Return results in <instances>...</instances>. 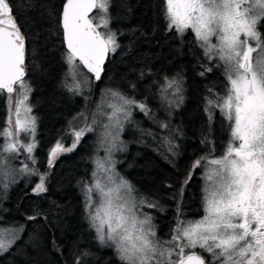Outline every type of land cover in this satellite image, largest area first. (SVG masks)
I'll use <instances>...</instances> for the list:
<instances>
[{"label": "trees", "instance_id": "trees-1", "mask_svg": "<svg viewBox=\"0 0 264 264\" xmlns=\"http://www.w3.org/2000/svg\"><path fill=\"white\" fill-rule=\"evenodd\" d=\"M64 1L8 0L26 36L24 81L31 89L29 102L36 120V146L29 154L15 141L22 157L35 171L30 184L22 180L11 181L12 184L8 179L7 187L0 184V215L7 212L10 230L23 227L19 239L0 254V264H75L77 257L81 264H122L112 247L101 245L96 239L84 210L81 188L90 180L95 135L85 134L71 152H58L52 167L49 166L51 149L58 141L71 147L75 137L70 129L89 107L82 95L65 86L68 53L59 26ZM107 12V28L116 34L118 47L104 64L100 80L95 82L87 74L91 96L117 90L144 103L150 111L159 104L166 107L171 92L160 91L164 78L177 74L182 78L183 99L176 112L178 118L171 121L180 128L175 157L156 146L152 150L137 147L134 141L129 158L136 150L143 151L146 157L130 160L135 170L132 173L122 171L123 178L138 195L156 204L151 212L156 234L163 241L181 220L200 216L204 189L200 166L231 145L233 135L227 110L210 108L208 104L209 99L217 101L225 97L228 77L220 60H210L190 30L184 36L174 29L168 30L164 0H109ZM257 31L264 41V20L258 21ZM202 65L212 71L199 75L204 71ZM16 89L12 94H0V130L8 124L10 99ZM169 134L171 137L172 133ZM139 141L146 139L141 136ZM3 142L0 134V155ZM196 160L200 166L195 168L181 196V187ZM41 175L47 190L31 195L33 184L40 182ZM38 212L42 213L39 219H28Z\"/></svg>", "mask_w": 264, "mask_h": 264}, {"label": "snow or ice", "instance_id": "snow-or-ice-1", "mask_svg": "<svg viewBox=\"0 0 264 264\" xmlns=\"http://www.w3.org/2000/svg\"><path fill=\"white\" fill-rule=\"evenodd\" d=\"M165 5L169 31L175 29L184 36L186 30L191 29L204 54L210 60L219 58L227 65L228 94L217 101L209 99L208 104H215L221 111L227 110L229 120H234L232 135L240 144L230 146L222 158L210 161L218 166L216 175L219 179L211 189H206V215L195 222L188 221L186 226L182 221L178 223L169 241L171 248L158 247L152 217L139 211L142 205L154 208L156 204L144 199L137 201L132 196V185L115 172V162L108 158L96 161L97 171L107 173L106 181L95 179L94 183L84 185V210L89 226L101 245L114 248L122 264H208L202 254L186 251L196 247L210 253L213 264L216 261L219 264H264V59L253 63L252 57L254 52L264 55V41L256 27L258 21L264 20V0H165ZM108 7L109 0H66L63 6L60 24L68 49L69 72L74 81L77 59L96 80H100L107 53L115 52L118 47L115 33L97 30L101 26L107 28V16L101 17V24H96L88 15L94 8L107 13ZM241 37L254 39L257 44L252 46L248 39ZM25 55L26 36L8 0H0V94L4 91L11 94L14 85H19L24 89L22 100H27L31 89L24 81ZM202 67L201 76L212 71L211 67ZM181 80L179 74L171 78L166 76L159 86L160 91L176 95L181 91ZM65 86L79 94V82H65ZM109 92L112 100L108 106L112 111L107 118L110 122L115 121L113 126L117 129L121 126L120 114L129 117L133 106L147 114L144 103H138L117 90ZM179 99L182 100V96ZM25 111L30 112L31 108ZM206 111L209 110L206 108ZM19 112L20 102H17L16 143H19L20 131L31 132L33 139L35 133V118L28 117L22 127ZM95 122L93 119L92 123ZM94 130L87 123L75 130L71 147L58 141L50 151L49 165L58 152L73 151L84 135ZM0 134L11 136L12 132L5 128ZM108 135L113 136V142L106 149L110 153L115 147L118 131L106 133L102 143ZM35 146V142L24 145L29 154ZM2 148L8 152L17 150L12 142ZM199 166L200 161L196 160L181 187V196ZM21 171L35 175L27 166ZM97 171L92 173L93 178L97 177ZM7 176L3 164H0V184L5 187ZM46 190L41 175L33 192L39 195ZM94 190L101 197L99 206L94 201ZM41 215L38 212L28 219L36 220ZM4 231L0 228V254L8 251L19 239L23 227L10 230L11 239L4 238ZM52 242L59 251L55 237ZM165 254L167 260L163 259ZM173 256L178 258L172 259ZM75 264H81L79 257Z\"/></svg>", "mask_w": 264, "mask_h": 264}, {"label": "rangeland", "instance_id": "rangeland-1", "mask_svg": "<svg viewBox=\"0 0 264 264\" xmlns=\"http://www.w3.org/2000/svg\"><path fill=\"white\" fill-rule=\"evenodd\" d=\"M164 5H165V0H164ZM256 11L259 12L260 10L257 9ZM165 13H166V5H165ZM105 15L108 18V12L105 13L100 8H96L94 13L90 17L94 20V23L101 24V17H104ZM167 20H168V18H167ZM257 25H258V23H257ZM257 25H256V27H257ZM98 30L101 32H108L109 31L108 28H104L103 26L99 27ZM241 38L242 39H248L249 43L252 46H255L257 44V41L254 39L247 38V37H241ZM111 52L112 51H110V53ZM66 57H65V64H66V75H67V79H68V84H73L75 82H79L80 83L79 94H77L76 92L75 93L77 95H82L85 98V100H87V102H89L88 109H85L82 112L84 115H82L79 118V120L76 121L75 124H73L72 128L70 129V134L72 133L74 135V131L79 130L80 128L84 127L86 123L91 125L95 129L92 132L86 133V134H92V135L94 134L96 137V144H95V148H94V152H93V156H92V160H91L92 169H91V174H90V180L87 182V184L94 183L95 179H99L101 182L106 181L107 173L104 171H97V165H96L97 160H104L105 158H108L111 161L115 162L114 170L121 177H123V174L126 171H130L131 173L133 171H135L134 167H132L130 164V160L136 161L138 158L146 157V155L143 151L136 150L135 153L134 152L132 153L131 158H129L128 152L130 150V145H131V142H134V141H136V142H134V144L137 147L147 148L149 150H152L153 149L152 146H156V147L160 148L161 150H163L168 155H170L171 157H175V154H176L177 148H178L177 147L178 146L177 141L179 139L178 136H180V128L177 125L173 126L171 121H173L174 117L178 118V113H176V112L180 108L179 105H180L181 99H179V97H181L182 88H181V91L178 92L176 95H172V94L169 95V99H168V102L166 103V107L159 104V106L157 105V106H155V108L152 107V109L150 111H148L147 114H145V112H142L138 107L133 106L131 108V115L129 117L124 118L123 115L120 114V125L121 126L119 129H117L116 127L113 126L115 121L113 120L110 122L107 118L108 114H110L112 111V109L109 108V106H108L109 102H111V100H112L110 92L109 91H103V92H99L98 96L97 95L91 96L90 91H89L90 90L89 78L87 76V73H85L81 69L80 65L75 61V64L78 65V68L76 70L75 81H74L72 74L69 72L70 66L67 63ZM252 57H253V63H255L257 59H264V55H261L259 52H254L252 54ZM220 62L223 65V71L227 75V65L222 60H220ZM25 83L29 87V85L26 81H25ZM229 87H230V85H229V81H228L227 92L225 94V97L228 94V88ZM16 88L17 89L15 92V95L10 99V103H12V107L10 108L11 112H10V114L8 116V120H7L8 124L5 127V128L11 129L12 135L11 136L3 135V138H4L3 146L8 144L9 142L15 143V141H16L17 132H16L15 125H16V120H17V113H16L17 102H20L19 119L21 121L22 127L26 123L28 117H34V115L32 113V109L30 112L25 111L26 108H28V107L31 108L30 102H29L30 92L27 93V100L23 101L22 96L24 93V89L20 88L19 85H16ZM211 106H216V105L215 104L210 105V108H212ZM137 113L140 114L141 116H138ZM9 118L11 120L10 123H9ZM93 119H95V121H96L94 124L92 123ZM156 122H158V123H156ZM35 123H36V120H35ZM105 125H109V127L105 128ZM154 126L157 128L156 130H153L155 128ZM117 131H118V138H116L114 141L115 147L109 153L106 149L113 142V136L108 135L107 139L104 140L103 143L101 141L103 140L106 133H113L114 134ZM169 132L172 133L173 137L172 136L170 137ZM177 134H178V136H177ZM18 135H19V143H18L19 145L18 146H20L22 144L23 150L26 152L24 145L33 143L35 140V136L33 139V134L31 132H28V131H20L18 133ZM34 135H35V133H34ZM141 136L146 139V142L145 141L137 142V140H140ZM74 137H75V135H74ZM147 139H148V141H147ZM179 145H180V141H179ZM15 146H16V143H15ZM228 148L229 147L227 146L225 148V150L223 152H221L218 156H214V157L212 156V157L207 158L206 160L203 161V163L200 166L204 189H203V202H202L203 213L199 219L203 218V216L206 215V213L204 211V206H205L204 197L207 194L206 189H211L218 182V179H219V177L216 175V170L218 169V166L211 164L210 161L212 159L222 158L226 154V152L228 151ZM16 149H17L16 151H12V152L3 151L2 154L0 155V164H3L6 172L8 173V176L6 178V179H8L7 181H10V183H12L11 181L15 182L16 180L17 181L22 180L25 182V184H30V178L33 175L21 171V169H23L25 166H27L29 169H31L33 171H34V169L22 157V152L19 150V148L17 146H16ZM160 152H162V151H160ZM163 159L165 160V158H163ZM127 160H129V161H127ZM106 167H110V165H106ZM94 171H97V177L96 178H93V176H92V173ZM36 184L37 183H34L33 185L35 186ZM84 185L81 188V193H82V197H83L84 204H85ZM93 196H94V201L96 203V206H99V203L101 202V197L99 196V193L94 190ZM132 196L137 201H139L141 199H144V200L148 199L145 196L138 195L136 190L134 189V187H133ZM147 201H149V199ZM157 206H158L157 208L160 210L161 206L160 207H159V205H157ZM165 208L166 207H164V209ZM153 209H155V207L149 208L145 205H142V206H140L139 211L143 214H147V215H150L152 217L151 211ZM2 211H4V210H2ZM3 219L5 221V224H2V223H4L2 221ZM199 219H197V220H199ZM195 221H193V222H195ZM7 222H9V216H8L7 212L4 211V213L3 214L1 213V215H0V228L5 230L3 233L4 238L5 239H11V233L9 231L10 226L7 225ZM153 222H154V219L152 217V223ZM183 224H184V226H186L187 222H183ZM153 225H155V222L153 223ZM175 227H174V229H175ZM174 229H173V233H174ZM94 233H95V231H94ZM173 233H171L169 235V237L167 239H164L163 241H161L160 240L161 237L157 236V234H156V237L154 239H156L158 241V247L171 248L172 245L169 244V241H171V237H172ZM112 249L114 250L113 247H112ZM194 249H197L206 255L208 264H213V257L211 256L210 253H208L206 250L201 249L199 247H196ZM191 250H193V248L186 249L187 252H189ZM176 251H178V249H176ZM114 252L118 258V255H117L115 250H114ZM171 258L177 259L178 257L173 256ZM163 259H165V260L168 259L167 254H165V257ZM217 264H219V262Z\"/></svg>", "mask_w": 264, "mask_h": 264}, {"label": "water", "instance_id": "water-1", "mask_svg": "<svg viewBox=\"0 0 264 264\" xmlns=\"http://www.w3.org/2000/svg\"><path fill=\"white\" fill-rule=\"evenodd\" d=\"M65 3H66V0L63 2L62 7H61V11H60V15H59V26H60V30H61V37H62L63 47H64L65 51L68 53L67 46H66V44H65V42H64L63 29H62L61 24H60L61 14H62L63 6H64ZM95 9H96V8H94L91 12H89V14H88L89 17L94 13ZM97 30H98V29H97ZM98 31H99V30H98ZM109 55H110V51H109V52L107 53V55H106V58H105L104 63H103V65H102V68L104 67V64L106 63V61H107ZM76 62L80 65L81 69H82L85 73H87V74L92 78L93 81H95V82L98 81V80L95 79L94 74L88 72V70H87L86 68H84V66L79 62L78 59L76 60ZM24 68H25V65H24ZM102 73H103V71H102ZM102 73H101V75H102ZM25 76H26V69H25ZM25 76H24V78H25ZM15 87H16V85H14V91H15ZM14 91H13V93H14ZM3 93H4V94H9V93L6 92V91H4ZM11 94H12V93H11ZM52 165H53V163L51 164V166H50V165H49V166L52 167ZM38 183H39V182H38ZM34 188H35V186H34V187L32 188V190H31V195H36V194H34V192H33V189H34Z\"/></svg>", "mask_w": 264, "mask_h": 264}, {"label": "flooded vegetation", "instance_id": "flooded-vegetation-1", "mask_svg": "<svg viewBox=\"0 0 264 264\" xmlns=\"http://www.w3.org/2000/svg\"><path fill=\"white\" fill-rule=\"evenodd\" d=\"M188 30L191 31V29H188ZM186 31H187V30H186ZM233 126H234V120H231V121H230L231 135H232V131H233ZM232 138H233V140H232ZM232 138H231L232 141L230 140V143H231L230 146H232V145L238 146V145L240 144V141H239L238 139H236L235 137H233V136H232ZM230 146H229V147H230ZM224 150H225V147L222 149L221 152H223ZM226 153H227V152H226ZM202 213H203V211H201V214H200L199 217H194V218L191 219V220L183 219V220H181V221H182V222L195 221V220H197V219H199V218L201 217ZM191 252H196V253L202 254V256L205 258V254L202 253V252H200V251L197 250V249H193V250L189 251V253H191Z\"/></svg>", "mask_w": 264, "mask_h": 264}]
</instances>
